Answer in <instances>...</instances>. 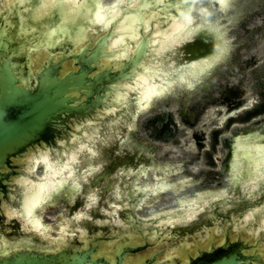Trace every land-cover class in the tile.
<instances>
[{
  "label": "bare ground",
  "instance_id": "bare-ground-1",
  "mask_svg": "<svg viewBox=\"0 0 264 264\" xmlns=\"http://www.w3.org/2000/svg\"><path fill=\"white\" fill-rule=\"evenodd\" d=\"M6 1L10 5L11 11L4 22L6 23L11 14L15 13V17L18 20L17 22L11 21L9 25L16 26L15 29L19 36H22V34L27 37L30 35L35 36V33L40 35L39 41L34 46L26 48L23 52L27 53L29 50H33L34 53L28 54L26 60L34 66L38 65L48 55L47 52L42 50L55 54L57 51L73 45V42L68 46L64 44L63 41L66 37L69 39L75 38L78 43L85 39V35L90 38V34L92 35L93 32H89L91 27L86 25L85 19L88 17L93 30L99 28L101 29L100 33H104L107 30L111 33L104 48L108 56L101 61L99 60L103 66L111 65L112 69H115L117 66L127 62L137 50L141 36L144 34H147L148 41H154L146 48L145 55L135 67H130L128 78L113 85L116 89L109 93L110 95H108L102 108L94 113V116L103 115L105 117L101 120L98 118L100 125L88 126L86 131L92 132V134L82 135L81 130L76 129L78 123L72 121L68 127V133L62 135L60 140L56 142L57 147L55 150L59 153L58 161L54 162L51 159V148L46 146L36 147L23 157V161L27 165L26 169H30L29 167L33 166L29 172H34L41 165L42 173L37 177L36 181L22 179L21 184L24 190V195L22 196L23 207L20 209L19 214L11 212L10 215L17 217L24 224L30 235H35L49 242L55 241L54 248L60 249L68 245V239L72 237V234L76 233L81 237L80 239H85V234L82 232L77 233L72 227L73 223L79 222L84 218L83 213L75 215L73 219L61 215L60 223L58 224L59 233L51 237L49 235V225L43 222V218L38 215V211L46 204H52L54 198L61 194H65L70 201L75 200L83 192V183L90 182L94 178V174L102 167L103 162L100 157V150L102 153L105 146H111L116 142L120 138L123 127L125 128V133L120 139L129 144L130 137L127 133L131 129H135V115L142 110L148 109L154 98L167 92L176 83L182 84L187 89L193 88L197 83H200L204 75L215 67L219 61L225 60L229 50L228 45L223 43L222 47L224 50L221 51L220 49L219 58L212 63L204 61L178 71L174 65L176 50L181 47L182 42L193 38L197 26L210 25L220 34V25L216 22L217 20L219 22V16H221L224 8L231 0H205L201 3L202 6L199 7L198 16L186 12L176 16L171 11H167L162 18H158L157 15L150 13L148 10L145 11L143 9L145 8V3H140V0H113L108 5L103 4L101 0H67L66 7L62 8L64 10L62 17L76 19L79 22L78 24H83V28L82 31L78 28L77 31L73 29L72 32L63 34H58L55 28L49 25L48 21L42 28L39 25L30 24L31 20L37 16V13L51 9L46 6L50 3V0H40L36 6L33 5L34 0ZM138 4H140L139 9L143 18L142 21H140L134 11L130 12L131 9H136ZM82 5H87V7H82ZM15 10H23L24 13L15 12ZM168 10H170L169 7ZM97 17L107 19V23L103 25L93 23V20L97 19ZM157 32L160 33L159 36H157ZM100 33L94 37H99ZM33 57H36V61ZM198 68H203V73H199ZM29 77H33L32 68L29 71ZM132 94L136 95L133 116L131 115L132 117L128 119H126L127 114L121 117L116 116L119 113L118 111L130 110L129 102ZM250 105V101L244 100L236 101L232 106L221 107L223 109L222 115L209 122V127L215 128L219 126L227 118L248 109ZM109 119L110 121L108 122ZM93 120L96 121L95 118L91 119V121ZM104 125L105 128L100 130L99 127ZM201 137L203 138V134L197 131L195 134L196 140L200 141ZM128 146L124 151L125 158L119 159L118 157L117 160V164L124 169L121 174H125V184L122 187V192H119L121 187L116 186L114 195L116 199H120L124 203L122 206L133 209V207L139 208L147 198L159 194L165 187L176 186L177 182L168 181L169 175L175 170L174 166L166 165L165 167H160L153 163V159L148 164V168L160 170L163 175H155L152 185L138 187L136 185L137 180L134 183L128 181L129 176L134 172L128 165L132 169L138 170V177L141 175L142 169L146 167V164L140 163L136 165L134 161L131 164L128 163L129 157L135 156L137 159L150 156L151 158L150 153L144 147L142 148V146H138L135 143H130ZM235 149L236 153L233 160L234 174L239 176L238 172H241V179L237 180L231 189L197 192L195 197L180 201L174 208H169L163 212H153L148 216L142 217L135 212L137 217L144 218L145 221L141 223H133L132 216L127 218L130 226L138 227V233L130 237L129 242L141 244L145 241L148 244V249H151V255H145V257L140 255L135 258L126 256L124 259L125 264H139L153 254L155 255L154 262L152 260L153 264H162L160 261L166 260H169L168 263H172L174 256H179V253L174 250H163L164 256L159 261L158 255L161 252L157 251L163 241H168L169 236H171V232L168 231H172V227L189 223L197 218L199 213L208 208L210 204L217 203L220 209H224L241 198L246 196L251 198L258 195L262 187H264V145L252 146L250 141L244 143L240 140L236 143ZM247 154L250 155L251 161L249 159L245 160ZM179 182L184 181L180 180ZM96 196L97 194H93L90 197L87 203L88 206L95 202ZM214 198L218 199V201L215 202L216 199ZM210 200H212V203ZM114 203L119 204L118 202ZM263 211L264 207L247 212L241 220L243 222L233 223L226 231L229 237H231V230L238 233L240 238L246 232L250 235V242H257L260 233L264 232V216L261 218V224H258L253 229H246L244 224L256 220V216L262 214ZM111 212L118 214L119 210L113 207ZM161 213L164 215L160 217ZM221 234L223 233H218L220 241L223 240ZM257 244V251L264 258V246L260 245L259 240ZM117 246L118 244L112 241L99 243L96 253L107 259L109 264H112L115 260L114 254Z\"/></svg>",
  "mask_w": 264,
  "mask_h": 264
},
{
  "label": "rangeland",
  "instance_id": "rangeland-1",
  "mask_svg": "<svg viewBox=\"0 0 264 264\" xmlns=\"http://www.w3.org/2000/svg\"><path fill=\"white\" fill-rule=\"evenodd\" d=\"M112 1L113 0H101V2L105 5L110 4ZM181 1L185 0H174L169 3L181 4ZM203 1L205 0H197L194 8L195 14L199 13V7L202 6L201 3H203ZM59 11L60 15L61 13H64V10ZM211 11L213 10L211 9ZM135 13L139 14L137 12ZM230 16L234 17L231 19ZM51 17L54 18L53 15ZM47 19L48 17L44 16L43 12H39L36 16V25H39V27L42 28L46 25ZM219 19L220 24L224 26L226 38L229 41V52L225 60L218 64V66H216V68L212 70L207 77L203 78L200 83H197L192 89H187L182 84L176 83L167 92L157 98H154L148 109L136 114L134 119L135 129H131L127 133L130 137V143H135L138 146L145 147L149 153L153 155L154 163L160 165L161 167L167 163L176 164L190 156H194L195 154L198 165L192 172L196 176H200L204 173L208 180L203 182L202 179L200 180V178H197L195 182L196 186L183 187L181 189L170 188L161 192L156 198L153 196L147 198L136 211L139 216H148L153 212L173 208L175 204H177L176 201L178 198H189L193 196L196 191H202L204 186H207L205 188L214 190L227 188L228 178L225 167L228 162L227 155L230 152V146L233 138L238 134L252 130H260L264 133V0H252V2L250 0H231L228 6L224 8V11L221 16H219ZM72 23H75L72 28L74 31H77L78 28L82 31L83 27L78 24L79 22L76 19L72 20ZM3 31V43L8 44L10 41V35H7L5 30ZM110 35L111 33L109 31V35H107L105 39L109 38ZM86 37L87 35H85V38ZM185 42H192V44L197 45L198 48H202L203 46L210 44H212L213 47L215 46L214 51L207 55V58H200L202 61L208 63H212L219 58V51L223 46V43H225L222 34H219L215 28L210 25L197 26L193 38ZM102 45L105 47V42ZM103 54L104 52L102 49V51L98 53V57L106 56ZM64 55L65 54L62 52L59 56L63 57ZM95 61H97V57L95 58ZM41 62L42 60L39 64H41ZM127 65L128 63L125 62L122 65L117 66L116 69L121 68L125 73L128 71L130 72V66ZM2 66L4 68V73L6 72L8 75L22 70V68L17 69L16 64L12 62V56L4 58L2 61L0 60V67ZM103 67L104 68L100 70L105 73L115 71V69H112L111 65ZM49 68L46 70L50 71ZM47 71L43 74V76H41V79L61 80L60 78H56L57 76L52 75L51 71ZM198 71L199 73H203V68H198ZM127 76H129V74ZM85 77L87 78V76ZM74 78L75 77L70 76L68 80H73ZM226 85L229 87L234 86L242 92L238 99L250 101L251 105L248 109L242 110L237 115L227 118L219 126L212 128L209 127L207 123L219 118L221 110H223L221 107L226 106V104H206L201 112V120L195 127H192L189 123L184 122L183 119L186 117L184 115L189 112V109L193 108V106H199V104L207 103L210 99H218L219 90L224 89ZM81 87L82 86L79 84L78 91ZM210 87H212V89ZM102 96L104 95L102 94ZM79 103V95H77L74 106H77ZM98 103L102 105L105 101L99 100ZM195 130L200 131L203 134L202 142L206 145L205 150H203V148L199 149L197 145L194 146L192 142L187 144L191 146L190 148L185 145V141L189 139L191 140V133ZM129 144L119 138L116 144L114 143L111 146L104 147L107 150V153L105 158H102V167H100V169L94 174V177H99L104 171L110 169L111 173L108 174L106 180L108 182H112V188L109 189L105 182H100L97 192L102 194L104 190L106 193L96 205V209L99 214L107 213L104 210L105 205L111 206L109 204L110 200L115 198L113 189L116 186H124L122 182V175L120 174L121 167L116 166L115 164L118 163V159H116L117 157L125 155L124 151L129 147ZM247 159L251 161L249 154L245 156V160ZM34 172V176L36 178L40 176L42 173V166L39 165ZM161 174L162 173L159 170H149L146 176H140L138 178L136 185L138 187L149 186L153 184L154 176H161ZM186 174L187 172H185V169L181 168L179 174H170L168 181L175 182ZM240 174L241 172H238L239 176H237V180L241 179ZM131 178L132 177L130 176L128 181H130ZM119 192H122V190L120 189ZM64 195L65 194L56 196L52 204H46L38 211V215L42 216L43 222L46 225H49V235L51 237H54L59 233V216L64 215L70 219L73 214L84 213L85 211V207L81 204L82 202L78 204L79 200H77L76 202L71 203ZM248 198V196L245 197V199ZM5 209H8V206H6ZM252 211L253 210L249 212ZM209 212L210 211L206 209L202 210L199 213L198 218ZM247 212V210L239 212L234 204L228 205L227 227L222 228L221 209L217 203L213 204L211 211V221L213 226H203L202 230L205 231L207 235L201 237L199 235L200 233H197L196 235L198 237L196 243L193 244L194 248L189 250L182 249L180 251V258L184 257V259L189 262V260L201 256V253L210 251L218 244L226 242V238L237 241V238H239L238 233L232 230L235 234L232 233V237H229L226 231H228L229 227L233 223L241 221ZM88 213H93V211L88 209ZM112 218L115 220V216L112 215ZM16 220L18 223L17 227L21 231V234L29 235L28 231L23 229L21 221L19 219ZM244 226H247L246 229H253L250 222L248 224H244ZM15 227V223H9L6 226L5 230L8 237H12V232H16ZM72 227L78 229L77 227L79 226L72 224ZM101 232L104 233V231ZM116 232L118 231L112 230L107 233V235L115 236ZM219 232L223 233L224 240H219ZM127 237H130V235ZM38 238L39 237H33L35 241L38 240ZM80 238L81 237H79L78 234H73L68 241L71 245H74L73 243L76 241L84 240ZM243 238L246 239L244 241H249V235L243 234ZM217 241L219 242L216 244ZM173 244H175V242L172 240L167 243H162L157 251L165 248L168 250ZM253 244L255 246L257 245V243ZM255 253L257 254V251ZM140 255H144V257L145 255H151V249L146 250ZM137 256H133L132 258ZM163 256V254L158 255L159 261L162 260L161 258ZM151 257H155V255L153 254ZM216 263L208 262V260H200L197 264Z\"/></svg>",
  "mask_w": 264,
  "mask_h": 264
},
{
  "label": "water",
  "instance_id": "water-1",
  "mask_svg": "<svg viewBox=\"0 0 264 264\" xmlns=\"http://www.w3.org/2000/svg\"><path fill=\"white\" fill-rule=\"evenodd\" d=\"M172 1L174 0H165L166 4L164 3L158 7H145L143 9L157 15L158 18H162L167 11H171L176 16L178 14L182 15L184 12L199 15L194 13L197 0L181 1L180 3L184 7L170 8L168 10L167 4ZM250 1L252 2V0ZM143 2L145 3L144 5H157L158 0H140V3ZM139 5L136 9H131L130 12L139 13L135 14L142 21L143 18L140 15ZM53 16L56 23L61 22V15L59 16L57 13H54ZM233 17L230 16L231 19ZM68 19L71 23L72 20H75L74 18ZM89 20V17L85 19L86 25L93 30ZM216 23L220 25V33H222L224 40V36L226 35L224 26L220 24V20L219 22L217 20ZM3 30H5L4 23L0 29V52L8 53L9 46L8 44H4V40H2L4 35ZM100 32L101 29L99 28L93 30L90 38H87L85 42L83 40V45L78 49V46L75 48L71 47L74 45H70L71 50L68 48V50L59 51L60 54L63 52L64 54L67 53V55L63 57L59 56L57 62H54L50 58L48 64L43 65L33 78L29 77L28 79V76L19 77L15 74L8 75L6 72V74L4 73L3 66L0 67V264H109L107 259L96 253L98 244L108 241L118 244L114 254L115 260L112 264H125L124 259L126 256H137L148 250V244L145 241L141 244L129 242L130 237L138 233V227L130 226L127 218L132 216L133 223L145 221L144 218L137 217L133 209L130 210L128 215L126 214L127 218L125 220H118V232H116L115 236H107L100 233L87 237L82 241L78 240L73 243L74 245L68 243V245L60 249L54 248L55 241L49 242L40 238L35 241L33 239V237H36L35 235L21 234L16 222L18 218L10 215L11 212L19 214L20 209L23 207L22 196L24 195V190L21 184L22 179H32L35 181L38 179L34 176L33 171L29 172L33 166L29 167L30 169H26L27 165L23 161L24 155L36 147L46 146L51 148V159L54 162L58 161L59 153L55 150L57 147L56 142L60 140L62 135L68 133V127L71 122L75 121L78 123L76 129H80L82 135L92 134V132H87L86 129L93 124L94 120L91 121V119L98 117L94 116V113L102 108L104 104L101 105L98 101L104 100L106 102L108 95H110L109 93L116 89L113 85L128 78L127 75L130 72L125 73L121 68L116 69V67L115 71L110 73L100 70L104 67L99 60L101 61L108 56L102 44L105 42L106 45L108 38H105L109 35V30L104 33ZM98 33H100V36L94 37ZM146 40H148L147 34L142 35L137 50L127 61V66H135L145 55L147 47L144 46L143 41ZM189 44H192V42L188 43L184 41L181 46ZM214 47L212 44L205 45L202 48L194 45L192 56L184 57V54L176 55L174 62L175 69L178 71L204 62L200 58H207V55L214 51ZM74 49H77V52ZM102 49L106 56L98 57V53ZM9 56H12L13 59L14 54L12 50L9 51L7 57ZM96 57L97 61H95ZM71 61L73 62L71 63ZM63 62L70 63L67 69L63 68L64 65L62 67ZM220 63L219 61L218 64ZM218 64L206 73L203 78L207 77ZM23 65L26 66V63ZM48 68L52 75L57 76L56 78H60L61 80L41 79V76L45 74ZM60 71L67 72L60 76L58 74ZM70 76L75 78L68 80ZM79 84L82 87L78 91ZM77 95H79L80 103L74 106ZM135 99L136 95L132 94L129 102L130 110L118 111L119 113L116 116H125L127 114L126 119L131 118L135 111ZM104 117L102 115L99 118ZM251 139L257 141L264 140V134L253 132L236 138L233 146L234 156L236 153V143L240 140L244 143L250 141L252 146L258 145L254 144ZM231 170L230 189L237 181V175L235 176L234 174V163L231 165ZM259 197L264 198V193L259 194ZM6 206H8V209H5ZM9 223H15L16 225V232H12V237H8L5 230ZM21 225L25 229L24 224L21 223ZM128 235L130 237H127ZM230 240L226 238V242L218 244L210 251L201 253V256L198 258L189 260L188 264H197L200 260H208V262L212 263L217 262L216 264H264V258L261 257L263 255L256 248L258 244L255 246L254 242L244 241L240 237L237 238V241L231 240L233 241L231 242ZM258 240L264 246V238L260 237ZM253 251H257V254ZM154 259L155 257H150L139 264H153ZM161 262L162 264H167L168 261ZM171 264H176V262L173 261Z\"/></svg>",
  "mask_w": 264,
  "mask_h": 264
},
{
  "label": "flooded vegetation",
  "instance_id": "flooded-vegetation-1",
  "mask_svg": "<svg viewBox=\"0 0 264 264\" xmlns=\"http://www.w3.org/2000/svg\"><path fill=\"white\" fill-rule=\"evenodd\" d=\"M15 1H17V0H15ZM39 1L40 0H34L33 5L36 6L39 3ZM59 10H62V8H59ZM59 10L51 8L49 10L43 11V13H44V16L48 17L47 21H48L49 25H51V27L55 28V30L58 32V34L72 32L73 29L70 30V28H72V26H73L72 24H75V23L69 22V19L67 17L66 18L62 17V14L60 16V14H59L60 11ZM10 11H11L10 10V5L8 4V2L6 0H0V29H1L2 24L4 23V28H5V31H6L7 35H10V41L8 43L9 48L7 50L8 53L0 52V60H3L4 58H6L9 55V51L12 50L13 54H14L12 62H14V64H16L17 69L22 68L21 71L14 72V74L19 76V77H21V76L22 77H27L28 76V79H29V71H30L31 68L33 70V77H35L37 71L41 70L40 68L42 67V65H47L50 58L54 62H57L60 53H59V51H57L55 54H52V53H50V52H48L46 50H42V51L47 52L48 55H46V57L44 59H42L41 64L34 66V65L30 64L29 62H27L26 56L28 54H32L34 52H33V50H29V52H27V53H23V52L25 51L26 48L34 46L39 41L40 35L38 33H35V36L30 35L29 37H27V36H25L23 34H22V36H19V34L16 32V29H15L16 26H10L9 25L11 21L17 22L18 19L15 17V15H16L15 13L11 14L9 20L6 23L4 22L5 18L7 17L8 13ZM16 11L20 12V13H22V12L24 13L23 10H15V12ZM54 13H57L60 16V18H61V22L60 23H56L55 20L53 19V17H51ZM36 23H37V20H36V16H35L31 20L30 24H33V25L35 24L36 25ZM87 27H88V25H87ZM90 30H89V32H90ZM91 31L93 32V30H91ZM86 33H88V32H86ZM87 38H89V37H86L84 39V42L87 40ZM3 39H4V37L2 38V40ZM76 41L77 40L75 38L74 39H69V38L66 37L63 42H64V44L66 46L72 44V42H73L74 46H71V47H75V48H76V46L79 47V45H81V44L83 45V41L81 43L80 42L78 43ZM224 42L226 43V45H228V49H229V41L227 40L226 35L224 36ZM186 46L185 45L181 46L178 50H176L175 59H176V55L178 56V55H181V54L182 55L184 54L183 55L184 57L192 56V53L194 51L193 50L194 49V45L193 44H189V45H186ZM71 47H66V49L68 50V48H69V50H71ZM78 47H77V49H78ZM77 49H74V51L76 50L75 52H77ZM65 55H67V53ZM33 58L36 61V57H33ZM72 62L73 61H71V63ZM25 63H26V66L23 65ZM68 64H70V63L69 62L68 63H64L63 62L62 63V67H63V65H64L63 68H65L67 66L66 67V69H67L68 68ZM66 72L67 71H60V73H58V74L60 76H62ZM210 88L212 89V87H210ZM241 93L242 92L240 90H238L236 87H234V86L233 87H229V86L226 85L224 89H220L219 90V98L218 99L213 98V99H210L207 103L199 104V106H193V108L189 109L188 110L189 112H187V114L184 115L186 117L183 120H184V122L189 123L192 127H195L198 124V122H200V120H201L200 119L201 112L203 111V109H204L206 104L222 103V104H226V107L232 106V104H234L236 101L238 102V101H244L245 100V99H238L240 97ZM222 112L223 111L221 110V115H222ZM99 117L100 116H98L96 118V121L93 122L92 126H95L96 124L100 125L99 120H101L103 118H99ZM98 118H99V120H98ZM109 121H110V119L108 120V122ZM108 122H106V123H108ZM103 124H105V123H103ZM207 125L209 126V122L207 123ZM99 128H100V130H102L103 128H105V125L102 126V127L100 126ZM196 132L197 131L195 130V131H193L191 133V136H190L191 140L190 139L186 140L185 141V145L188 146V148H190L191 146H189L187 144L192 142L194 144V146L197 145L199 149L203 148V150H205L206 149V145L202 142V137L200 138V141L196 140V138H195ZM253 132H259V134H264L260 130H252V131H249V132H244V133L238 134V135H236L233 138L232 144L230 146V152L227 155L228 162H227L226 167H225L227 178H228V186H227V188H221V189H228V188L230 189V173H231L230 171H232L231 170V165H232L233 160H234V148H233V146H234V144L236 142V138L248 135L249 133H253ZM124 133H125V128L123 127V129L121 131L120 138L122 137V135ZM117 141L114 142V143L116 144ZM215 141H216V139H215ZM251 141L254 144H258V145L262 144V145H264V140L257 141V140H254V139L252 140L251 139ZM142 148H143V146H142ZM106 153H107L106 149H103L102 153H101V150H100L101 159L105 158ZM150 155H151V158L149 156V157H146V158L142 157V158H137V159L135 158V156H131L128 159V161H129L128 163L131 164L134 161V163L136 165H138L140 163L146 164V167H144V169H142V173L140 175V176H146L148 171L152 170L151 168H148V164H150L151 159H153V163H154V157H153V155L151 153H150ZM119 158H125V155L122 156V157H119ZM116 159H118V157ZM154 164H156V163H154ZM115 165L119 166V164H117V163ZM156 165H158V164H156ZM166 165L174 166L175 170L171 174H179L181 168H184L185 172H187V174L185 176H182V178H179L178 180L175 181V182H177L176 186H174V187H165L163 189V191L166 190V189H170V188L181 189L183 187L196 186L195 182H196L197 178H200V180L202 179L203 182H206V180H208L204 173H202L200 176H196L192 172L193 170L196 169V166L198 165L197 160L195 158V154H194V156H190V157H188V158H186V159H184L181 162H178L176 164H168L167 163V164H165L162 167H165ZM158 166H160V165H158ZM128 167L131 170H134L133 174L131 175L132 178L130 180L131 183H134L140 177V176L138 177V174H137L138 170L136 169L137 170L136 171L135 169H132V167H130L129 165H128ZM123 170L124 169L121 167L120 174H121V172H123ZM153 170H157V169H153ZM160 172L162 173L161 175H163V172L162 171H160ZM110 173H111V170L109 169L107 171H104L102 174H100L99 177L92 178L90 180V182H86V183L84 182L83 183L84 184L83 192L73 201H70L68 199V197L66 195H64L65 198H67L71 203L76 202L77 200H79L78 204H80V202H82L81 203L82 206L85 207V211L83 213L84 218L81 221H79V222L73 223V224H76L77 226H79V227H77L79 230L76 229V228H73V229L77 233H81L82 232L83 234H85L84 235L85 238L90 237V236H95L96 234H100V233L104 234V235H107V233H109L110 231L117 230L118 220L119 219L125 220L127 218L128 213L130 212V210H132V209H129L127 207L122 206L124 203L120 199L114 198V199L110 200L109 204L111 206H106L105 205L104 210L107 212L106 214H99L98 213V211L96 209V205L99 203V200H101L104 197L105 193H106L104 190H103L102 194L97 192L98 186L100 185V182L103 181V182H105L107 184L109 189L112 188V182H108L106 180V178L108 177V174H110ZM121 175H122V182H123V184H125V180H126L125 174L123 173ZM129 178H130V176H129ZM97 179H98V182H97ZM154 180H155V177H154ZM180 180H183L184 182H179L178 183V181H180ZM136 184H137V182H136ZM122 187H121V190H122ZM205 187H207V186H204V189L202 191H217V190L210 189V188H205ZM113 191H114V189H113ZM163 191H161V192H163ZM202 191H196L195 194L193 196L189 197V198L195 197L197 195V192H202ZM161 192H159V194ZM263 193H264V187H262V189L260 190V192L258 193L257 196H254V197L248 198V199H245V198L239 199V200L235 201L234 204H236V207L239 210V212H244L245 210H247L249 212V211L254 210V209H261V207H264V198H260L259 194H263ZM93 194H97L96 200H95V202L92 205L88 206L87 203L89 202L90 197ZM159 194H157V195H155L153 197L156 198ZM189 198H181V199L178 198L177 201H176L177 204H175L174 207H176L180 203V201L185 200V199H189ZM216 201H218V200H215V202ZM114 202H118L119 204H115ZM210 202L212 203V200H210ZM212 206H213V204H210L209 207L206 208V210L210 211L209 213H206L205 215H203V216H201L199 218L197 217V218L193 219L192 221H190L187 224H179L177 226L172 227V231H169V232H171V236H169L168 241H163L162 243H165V242L167 243L170 240H172L173 242H175V244L170 246L171 248H169L168 250L166 248L165 249H160L159 252H162L163 250H166V251L174 250L177 253H179V256L178 255L174 256V262H176V264H183V262H184V264H188V262L184 259V257H182L183 259L180 258V251L182 249L183 250H189L191 248H194L193 244L196 243V240H197V237H198L196 235L197 233H200L199 235L201 237H204V236L207 235V233L202 230V227L203 226H207V227L213 226L212 221H211L212 220V215H211ZM113 207L118 208V210H119L118 214H114V213L111 212V209ZM88 209H91L93 211V213H88ZM137 210H138L137 207H133L134 214H135V212ZM163 211H165V210L157 211V212H163ZM77 214H79V213H77ZM77 214H73V216L70 219H73L75 217V215H77ZM112 215L115 216V220H113ZM163 215L164 214L161 213L159 216L161 217ZM227 215H228V206H226L224 209H221V227L222 228L227 227V223H228L227 222L228 221V216ZM263 216H264V211H263L262 214L256 216L257 217L256 220H252L250 222L251 223V227L255 228V227L258 226V224H261V218ZM60 217L61 216H59V218ZM245 227H247V226H245ZM101 231H104V233H102ZM232 233H234V232L231 230L230 234H232ZM243 234L249 235V233H246V232H244ZM221 236H223V240H224V235L221 234ZM235 237H236V235H235ZM249 237H250V235H249ZM260 237L264 238V232L260 233V235L258 236V239ZM241 239L242 240H246L245 238H243V235H242ZM218 242L219 241H217L216 244ZM260 244H261V242H260ZM162 254L164 255V253H162ZM167 261H169V260H167ZM168 264H170V262Z\"/></svg>",
  "mask_w": 264,
  "mask_h": 264
},
{
  "label": "snow or ice",
  "instance_id": "snow-or-ice-1",
  "mask_svg": "<svg viewBox=\"0 0 264 264\" xmlns=\"http://www.w3.org/2000/svg\"><path fill=\"white\" fill-rule=\"evenodd\" d=\"M164 3H165V0H158L157 5H145V7H158L159 5H163ZM66 4H67V0H50V3L46 6L52 8V9H58V8L66 7ZM42 7H44V5H42ZM82 7H87V5H82ZM168 7L169 8H181V7H184V5L169 3ZM108 19H110V17H108ZM153 19H155V18H153ZM93 23L103 25V24L107 23V19H102V18L97 17V19L93 20ZM181 23H183V22L181 21ZM159 35H160V33L157 32V36H159ZM143 43H144L145 47H148L151 43H154V41L146 40V41H143ZM223 50H224L223 47H221V51H223Z\"/></svg>",
  "mask_w": 264,
  "mask_h": 264
}]
</instances>
